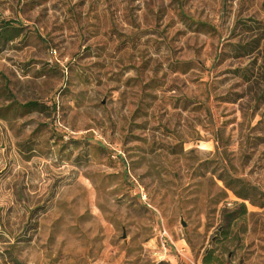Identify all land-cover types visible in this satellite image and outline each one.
<instances>
[{
  "label": "rangeland",
  "instance_id": "374dc122",
  "mask_svg": "<svg viewBox=\"0 0 264 264\" xmlns=\"http://www.w3.org/2000/svg\"><path fill=\"white\" fill-rule=\"evenodd\" d=\"M8 21L0 264H264V0H0Z\"/></svg>",
  "mask_w": 264,
  "mask_h": 264
},
{
  "label": "trees",
  "instance_id": "16d2710c",
  "mask_svg": "<svg viewBox=\"0 0 264 264\" xmlns=\"http://www.w3.org/2000/svg\"><path fill=\"white\" fill-rule=\"evenodd\" d=\"M15 33V34H13ZM18 37V30L16 27V23L13 21H8V22H2L0 23V40L6 38V42H12L14 39ZM6 93H8V90H6ZM13 105L26 110L27 112L30 111H38L41 110L43 106L39 104L36 101H28L24 104H18L16 101H13V103L9 104V107H12ZM51 109L55 111V104L51 106ZM1 110V108H0ZM1 117V116H0ZM244 208V206H241ZM209 256V255H208ZM207 257V256H206ZM207 259H210L209 257ZM209 260L204 263L208 264ZM210 264V263H209Z\"/></svg>",
  "mask_w": 264,
  "mask_h": 264
}]
</instances>
